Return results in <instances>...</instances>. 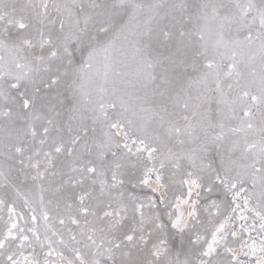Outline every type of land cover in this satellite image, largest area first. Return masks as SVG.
I'll list each match as a JSON object with an SVG mask.
<instances>
[{"label": "snow or ice", "instance_id": "obj_1", "mask_svg": "<svg viewBox=\"0 0 264 264\" xmlns=\"http://www.w3.org/2000/svg\"><path fill=\"white\" fill-rule=\"evenodd\" d=\"M0 264H264V0H0Z\"/></svg>", "mask_w": 264, "mask_h": 264}]
</instances>
